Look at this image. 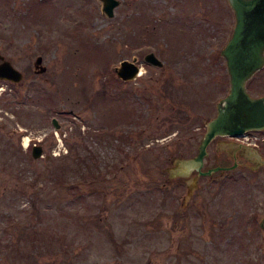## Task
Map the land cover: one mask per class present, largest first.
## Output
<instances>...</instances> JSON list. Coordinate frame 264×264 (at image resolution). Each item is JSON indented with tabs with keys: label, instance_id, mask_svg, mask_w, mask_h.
Wrapping results in <instances>:
<instances>
[{
	"label": "rangeland",
	"instance_id": "1",
	"mask_svg": "<svg viewBox=\"0 0 264 264\" xmlns=\"http://www.w3.org/2000/svg\"><path fill=\"white\" fill-rule=\"evenodd\" d=\"M119 1L108 17L100 0H0V54L24 74L0 81V264H264V165L243 156L191 191L194 172L169 171L228 91L227 0ZM212 141L202 170L232 163Z\"/></svg>",
	"mask_w": 264,
	"mask_h": 264
},
{
	"label": "water",
	"instance_id": "2",
	"mask_svg": "<svg viewBox=\"0 0 264 264\" xmlns=\"http://www.w3.org/2000/svg\"><path fill=\"white\" fill-rule=\"evenodd\" d=\"M102 11L113 17L114 9L120 4L119 0H100ZM234 14L235 23L230 38L221 50L225 59L226 70L229 76V88L226 95L216 104V114L206 122L205 133L200 140L197 153L190 158H175L170 172L177 175L188 176L193 171L197 174L187 182L191 191L198 180V176H208L217 170H230L237 167L235 162L229 167L216 166L202 170L204 159L208 155L207 147L216 136H235L245 131L264 129V94L253 96L247 89L248 81L256 72L264 67V0H227ZM0 79L10 80L14 83L22 80V72L16 69L9 60L0 56ZM144 60L154 66L161 67L162 61L154 54L148 52ZM42 57L38 56L35 68L39 73L46 67L41 65ZM137 58L123 59L115 72L124 81L134 80L140 72L136 64ZM55 128H59L53 119ZM43 148L34 145L32 156L40 157ZM254 167L264 165V158L255 151L249 152ZM256 163V165H255ZM189 191V193H190ZM264 217L260 221L263 228Z\"/></svg>",
	"mask_w": 264,
	"mask_h": 264
},
{
	"label": "flooded vegetation",
	"instance_id": "3",
	"mask_svg": "<svg viewBox=\"0 0 264 264\" xmlns=\"http://www.w3.org/2000/svg\"><path fill=\"white\" fill-rule=\"evenodd\" d=\"M0 56H3L0 54ZM4 59H7L5 58V56H3ZM8 60V59H7ZM3 60L0 59V63L2 62ZM10 61V60H9ZM11 62V61H10ZM12 64V63H11ZM22 75L24 76V74L22 73ZM23 76H22V79H23ZM7 81L8 83H11L12 81L10 80H6V79H0V81ZM14 83V82H12ZM23 130H19L18 131V134H21ZM252 133V132H250ZM215 140V151L216 153H220V151H223L225 152L228 157L232 160V163L229 165H233L235 162L241 160V157L243 156H248L249 155V152L250 151H255L257 152L258 154L261 155V157L264 158V149L261 150L260 147H254V146H250L246 143H243L237 139H234V138H230V137H227V136H217L213 139V141ZM38 142H36L35 144H38L40 146L41 145V140H37ZM212 141V142H213ZM33 146V145H32ZM32 146H31V153H32ZM238 163V162H237ZM254 165V163H252ZM256 165V163H255ZM229 166H221V167H229ZM193 175H196L197 174V171H193Z\"/></svg>",
	"mask_w": 264,
	"mask_h": 264
},
{
	"label": "trees",
	"instance_id": "4",
	"mask_svg": "<svg viewBox=\"0 0 264 264\" xmlns=\"http://www.w3.org/2000/svg\"><path fill=\"white\" fill-rule=\"evenodd\" d=\"M83 164H84V163H83ZM75 167L79 168V167H81V165L78 164V165L75 166ZM85 168H88V167H85ZM92 168H93V166H91V169L87 170V172H85L84 174H82V178H83V179H86V177H88V178H91L92 176L95 177V172L92 171ZM83 169H84V167H83ZM82 173H83V172H82Z\"/></svg>",
	"mask_w": 264,
	"mask_h": 264
},
{
	"label": "built area",
	"instance_id": "5",
	"mask_svg": "<svg viewBox=\"0 0 264 264\" xmlns=\"http://www.w3.org/2000/svg\"><path fill=\"white\" fill-rule=\"evenodd\" d=\"M244 140L250 143H255L256 141L260 140L259 137L257 136H252V137H248V136H243Z\"/></svg>",
	"mask_w": 264,
	"mask_h": 264
},
{
	"label": "bare ground",
	"instance_id": "6",
	"mask_svg": "<svg viewBox=\"0 0 264 264\" xmlns=\"http://www.w3.org/2000/svg\"><path fill=\"white\" fill-rule=\"evenodd\" d=\"M27 142H28V139H27V138H25V144H27Z\"/></svg>",
	"mask_w": 264,
	"mask_h": 264
}]
</instances>
